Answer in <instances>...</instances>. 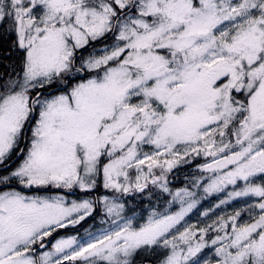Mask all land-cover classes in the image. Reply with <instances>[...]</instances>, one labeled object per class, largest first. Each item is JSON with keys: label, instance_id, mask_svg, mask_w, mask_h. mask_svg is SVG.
Returning <instances> with one entry per match:
<instances>
[{"label": "snow or ice", "instance_id": "snow-or-ice-1", "mask_svg": "<svg viewBox=\"0 0 264 264\" xmlns=\"http://www.w3.org/2000/svg\"><path fill=\"white\" fill-rule=\"evenodd\" d=\"M0 264H264V0H0Z\"/></svg>", "mask_w": 264, "mask_h": 264}]
</instances>
